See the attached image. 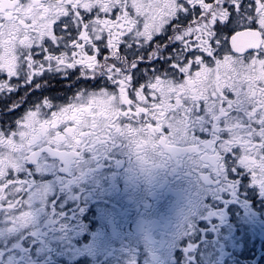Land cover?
I'll return each mask as SVG.
<instances>
[{"label": "snow or ice", "instance_id": "snow-or-ice-1", "mask_svg": "<svg viewBox=\"0 0 264 264\" xmlns=\"http://www.w3.org/2000/svg\"><path fill=\"white\" fill-rule=\"evenodd\" d=\"M29 2L19 0L22 5ZM41 3L51 4L55 0H41ZM65 7L67 14L53 20L50 35L40 36L33 30L29 37L32 42L16 47L15 74L0 67V134L4 138L18 139V129L30 112L39 109L40 118L50 120L54 112L80 95H111L119 101L122 87L132 103L119 104V109L128 115L118 119L122 123L155 126L157 121L151 118L153 109L150 105L158 104L162 99L157 89L151 87L157 80L171 81L173 87L182 86L188 78H195L202 67L213 73L219 71L217 63L223 62L225 57L239 60L242 66H246L242 67L243 72H257L264 67V0H119L106 11L97 4L90 8L80 5L73 8L67 3ZM161 19L163 22L157 23ZM99 20L109 21L111 27L101 29L96 23ZM25 22L30 23V20ZM4 23L5 18L0 15V25ZM244 33L255 34L252 37L255 43L243 52H237L233 47L234 38L243 39L241 34ZM0 53H3L2 48ZM85 57L95 59L83 62ZM185 67L187 71L183 70ZM242 71H236L235 76L229 72L227 79L231 86L225 84L209 99L218 102L230 116L247 125L249 131L256 130L248 146L236 144L220 152L228 180L239 182L243 199L264 220V195H261L259 186L253 184V173L259 178L264 175V169L259 166L246 168L240 163L241 157L247 154L254 155L264 164V135L256 134L264 130V79L255 81L254 90L258 94L253 96L250 82L241 80ZM137 91L144 95V101L137 99ZM181 97L187 103L188 97L183 93ZM199 104L198 111L194 108L196 115H203L208 121L204 101ZM137 105L149 109L140 113L138 119L135 115ZM73 123L58 125L56 131L62 132L65 126ZM225 123L226 120L221 118V141L217 144L229 138L228 131L223 128ZM210 129L211 123H205L196 134L201 139H210ZM162 131L167 133L169 129L162 126ZM252 145L255 150L249 152ZM117 148L121 151H116ZM123 149V144L113 145V151L108 153L91 180L83 185L91 195L80 201L79 206L76 200H66L63 194L59 198L55 195L49 197L48 203L56 213L41 229L40 239L29 235L21 242L22 247L17 245L19 259L16 264H36L37 259H43L45 252L48 254L47 264H122L118 254L126 255L123 247L129 228L135 217L141 214L139 207H144L141 204L143 194L132 190L128 173L121 166ZM3 151L4 148L0 147V153ZM41 155L49 160L55 159L46 152ZM37 163L28 160L25 162L27 171L9 169L5 178L20 181L29 177L51 179L49 173L42 177L34 171ZM221 196L222 199L217 201L211 197L206 199L205 212L212 214L197 223L198 229L203 231L196 233V239L203 235L215 244L217 239L213 238L218 237L225 245L232 240L240 247L238 250L229 249L231 264H251L253 260L256 264H264V254L257 259L249 251L248 238L241 232L248 227L246 209L238 202H229V193H221ZM16 197H20L19 192ZM12 199L9 196L0 200V204L7 205ZM257 204L261 207H255ZM222 208L227 213L224 217L215 214ZM37 211L42 218H47L45 211ZM60 212L64 215L56 220ZM10 223L5 209L0 208V224ZM181 243L184 246L187 240ZM261 247L264 249V242ZM11 250L16 251L15 248ZM3 255L0 252V256ZM175 258L180 264L182 248L176 250ZM12 259L9 257L10 261ZM137 264H143L142 257L137 258Z\"/></svg>", "mask_w": 264, "mask_h": 264}, {"label": "flooded vegetation", "instance_id": "flooded-vegetation-1", "mask_svg": "<svg viewBox=\"0 0 264 264\" xmlns=\"http://www.w3.org/2000/svg\"><path fill=\"white\" fill-rule=\"evenodd\" d=\"M67 3H71L73 8L77 5L90 8L97 4L102 11H106L118 4L119 0H55L51 4L30 0L23 5L19 4V0H0V15L5 18V23L0 25V48L3 49L0 67L15 74L16 47L30 44L32 40L29 37L33 30L40 36L50 35L53 20L67 14ZM26 20H30V23H26ZM162 22V19L157 21ZM96 23L101 29L111 27L106 20ZM82 35L86 37L87 33ZM241 35L243 39L234 38L233 41L237 52H243L255 43L252 39L255 34ZM109 44H112L111 39ZM94 59L85 57L83 62ZM242 67L246 66H242L236 58L225 57L223 62L217 63L219 71L213 73L202 67L195 78H188L182 86L173 87L171 81L157 80L151 87L157 89L162 99L158 104L150 105L153 109L151 118L157 121L155 126L150 123H122L118 119L128 115L119 109V104L132 103L122 87L119 101L111 95H80L77 100L54 112L50 120H42L39 109L28 113L18 129L19 138L16 140L0 134V147L4 148L0 153V180L3 181L0 183V200L13 197L7 205L0 204L11 221L10 224H0V252L4 253L0 256L2 264H16L19 259L17 245L22 247L21 242L25 237L41 238V229L52 221L53 213H56V209L48 203L49 197L55 195L59 198L63 194L66 200H76L77 206L80 201L90 198L91 194L85 191L83 185L91 180L108 153L113 151L114 144L124 145L121 166L128 173L132 190L141 192L144 197L141 200L144 207H139L141 214L135 217L128 239L124 242L123 253L126 255L118 254L122 264H137L138 257L143 258V264H177L175 252L180 248L183 251L180 264H231L229 249L238 250L239 244L229 240L225 245L218 237L213 238L217 239V243L213 244L203 235L196 239V233L203 231L198 229L197 223L212 214L205 212L206 199L221 200V193L224 192L230 194L229 202H238L246 209L248 227L241 229V232L248 238L249 251L258 259L264 254L261 247V242H264V220L243 199L239 182L228 180L220 152L236 144L248 146L256 130L249 131L247 125L230 116L218 102L209 99L225 84L231 86L228 73L235 76V72L242 71ZM183 70L187 71V67ZM259 79H264V67L257 72L242 71L241 80L250 82L253 96L258 94L254 90V83ZM213 88L215 91H212ZM181 93L188 97L187 103L183 102ZM136 95L139 101L145 100L140 91ZM201 100L205 103L208 121L203 115H196ZM147 111L148 108L137 105V119L140 113ZM221 118L226 120L223 128L228 131L229 138L217 144V141H221ZM67 122L74 123L65 126L62 132L56 131L58 125H67ZM209 122L211 138L201 139L196 133ZM162 126L169 131L164 133ZM256 134L264 135V130ZM254 150L255 145L248 148L249 152ZM116 151L121 149L117 148ZM44 152L55 159L45 158L41 155ZM28 160L38 161L34 171L42 177L49 173L52 178L34 180L29 177L23 181L5 178L9 169L14 172L27 171L25 162ZM240 163L246 168L259 166L264 169V164L257 161L254 155H243ZM253 184L258 185L261 195H264V175L257 178V174L253 173ZM76 188L80 191H74ZM17 192L20 193L19 198L16 197ZM255 207L261 206L257 204ZM48 208L51 211H47ZM37 209L45 211L47 218H42ZM215 214L221 217L227 215L223 208ZM63 215V212L57 213L56 220ZM64 226L67 227V224ZM185 240L187 244L182 246L181 242ZM13 248L16 251H12ZM9 257L13 259L10 261ZM47 261L48 254L45 252L43 259H37L36 264H47ZM251 264H256V261H251Z\"/></svg>", "mask_w": 264, "mask_h": 264}]
</instances>
